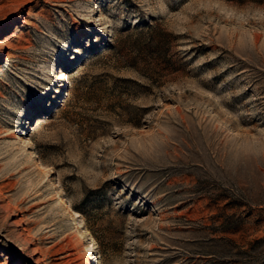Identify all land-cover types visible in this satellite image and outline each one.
Returning a JSON list of instances; mask_svg holds the SVG:
<instances>
[{"label": "rangeland", "instance_id": "1", "mask_svg": "<svg viewBox=\"0 0 264 264\" xmlns=\"http://www.w3.org/2000/svg\"><path fill=\"white\" fill-rule=\"evenodd\" d=\"M0 264H264V0H0Z\"/></svg>", "mask_w": 264, "mask_h": 264}, {"label": "bare ground", "instance_id": "2", "mask_svg": "<svg viewBox=\"0 0 264 264\" xmlns=\"http://www.w3.org/2000/svg\"><path fill=\"white\" fill-rule=\"evenodd\" d=\"M89 259H86V262H88Z\"/></svg>", "mask_w": 264, "mask_h": 264}]
</instances>
